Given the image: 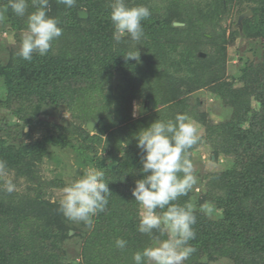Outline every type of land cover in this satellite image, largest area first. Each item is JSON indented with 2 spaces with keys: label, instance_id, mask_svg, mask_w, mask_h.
<instances>
[{
  "label": "trees",
  "instance_id": "obj_1",
  "mask_svg": "<svg viewBox=\"0 0 264 264\" xmlns=\"http://www.w3.org/2000/svg\"><path fill=\"white\" fill-rule=\"evenodd\" d=\"M27 2L24 16L9 8L0 22V35L10 34L5 41L15 39L0 60V112L12 117L0 122V172L15 178L0 175V264H134L133 254L153 243L137 230L142 207L132 189L144 174L136 134L177 114L204 128L191 150L193 165L201 145L214 164L225 162L220 172L196 176L197 184L177 201L197 208L209 201L219 210L212 217L197 211L190 241L196 251L184 264H264V0H125L151 11L139 45L127 36L114 41L113 0H76L70 9L49 0L48 15L59 19L63 34L47 55L33 53L30 62L16 55L27 17L36 11ZM7 4L0 0V8ZM80 11L88 18H79ZM239 38L254 42L249 52L258 60L244 53L235 76L228 73L227 47ZM136 46L139 61L125 60ZM203 89L225 109L218 123L199 98L191 100ZM97 119L90 131L87 123ZM60 151L74 156L82 174L100 169L109 182V203L91 226L67 219L60 202L46 196L50 186L63 184L47 181L41 167L46 159L60 164ZM14 180L24 185L8 192ZM117 238L128 242L125 250L115 246ZM71 243L81 247L79 262Z\"/></svg>",
  "mask_w": 264,
  "mask_h": 264
},
{
  "label": "clouds",
  "instance_id": "obj_2",
  "mask_svg": "<svg viewBox=\"0 0 264 264\" xmlns=\"http://www.w3.org/2000/svg\"><path fill=\"white\" fill-rule=\"evenodd\" d=\"M57 2L69 9L76 5V0ZM32 3L36 11L27 17V28L16 53L29 62L33 53L47 55L63 34L59 19L48 15L49 0H32ZM27 7V0H8V4L0 8V22L6 19L9 8L22 17ZM150 16L147 6L129 7L125 0H113L109 17L114 41L119 44L127 36L139 45L145 36L142 22ZM124 58L138 62L140 53L137 46ZM136 141L143 154L140 171L144 174L142 179L135 181L132 189L134 200L142 207L137 230L149 236L153 243L136 251L132 259L134 264H184L196 251L190 241L196 238L193 226L197 223V211L207 217L219 212L209 201L199 205V208L193 202L177 203L197 184L190 154L200 141L199 128L187 114H177L174 120L156 119L136 134ZM108 185L104 171L92 169L84 172L63 189L59 210L67 219L91 226L93 217L103 212L109 203L112 193ZM13 190L14 185L9 183L7 191ZM163 236L167 239H160ZM127 243L125 239L117 238L115 246L125 250Z\"/></svg>",
  "mask_w": 264,
  "mask_h": 264
},
{
  "label": "rangeland",
  "instance_id": "obj_3",
  "mask_svg": "<svg viewBox=\"0 0 264 264\" xmlns=\"http://www.w3.org/2000/svg\"><path fill=\"white\" fill-rule=\"evenodd\" d=\"M242 16V15H241ZM237 24H239V19ZM7 19V14H6ZM234 20V17H229L224 22V27L227 29V34H229L232 31L231 22ZM25 34V32H24ZM1 39H0V60L5 59L6 56V50L5 48L7 46H10L15 39L12 38L10 41L6 42L5 40L10 38V34L6 30H2L1 33ZM254 48V42H247L242 40L241 38L237 39L235 43L232 45H229L227 47L228 51V73L230 75L238 76L239 73V67L242 65L243 61L241 60V57L244 55L249 57L248 54H251L253 57L252 61L258 60L256 56L253 55L252 52H249V48ZM245 49H248L245 51ZM201 57H205V54L202 52L199 53ZM229 79V78H228ZM199 98L202 104V110L206 114L209 115V117L212 119L213 122L218 123L219 121L223 120L225 118V109L222 107L221 103L218 102L215 98H213L206 89H203L201 91L196 92L191 96V100L194 104H196V99ZM225 103L228 105L229 103L225 101ZM256 103V102H255ZM229 106H233V104H229ZM137 105H134V116H137ZM64 117L68 119V116L64 114ZM12 117L6 115L4 112H0V122L4 121L3 123H11ZM14 121V120H13ZM199 128V134L200 137L204 134V128L200 125H197ZM22 126H18L16 130H21ZM26 132H28V129H26ZM101 147V146H100ZM60 155V164H56V162L46 159L44 164L41 167L42 175L47 179V181L53 182L54 179L60 178L62 179L61 182L63 185L58 186H50V188L47 191V198L51 199L53 202H60V200L63 197V189L72 184L74 181L78 180L81 177L82 170L78 169L75 165L74 156L72 154H69L67 152H59ZM212 157V159H211ZM194 158V174L196 176H203L205 174L213 173V172H220L222 171L224 167V160H221L219 163L214 164L215 156L211 155V152L208 151L207 148H205L204 145H201L196 149V151L193 153ZM92 170V169H89ZM88 170V171H89ZM2 174L4 181H12L14 178L13 175L4 174L3 172H0V175ZM53 180V181H52ZM14 188L16 189H22L24 183L23 181H17L14 180ZM197 192L200 190L198 188L199 186H196ZM73 234V232H71ZM164 239H167V236L164 237ZM72 248V254H74V260L77 262L81 261L80 257V249L81 247H78V245H73L71 243ZM185 263V261H184ZM221 264H228L227 262H223Z\"/></svg>",
  "mask_w": 264,
  "mask_h": 264
},
{
  "label": "water",
  "instance_id": "obj_4",
  "mask_svg": "<svg viewBox=\"0 0 264 264\" xmlns=\"http://www.w3.org/2000/svg\"><path fill=\"white\" fill-rule=\"evenodd\" d=\"M251 15V12L249 13H245L243 14L240 19H239V24H241L242 20L248 16ZM79 18L81 19H86L88 18V14L84 11H80L79 12ZM181 24H178V23H175V26H180ZM249 58L251 59V61L253 60V57L251 54H248ZM100 119H97L96 121H93V122H89L87 123L86 127L90 130V131H93L94 128L96 127V125L99 123ZM72 234V233H71Z\"/></svg>",
  "mask_w": 264,
  "mask_h": 264
}]
</instances>
